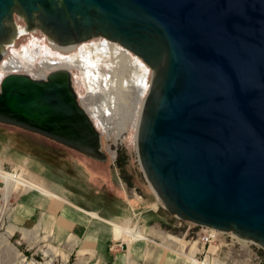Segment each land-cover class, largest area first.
Returning a JSON list of instances; mask_svg holds the SVG:
<instances>
[{
	"label": "water",
	"instance_id": "1",
	"mask_svg": "<svg viewBox=\"0 0 264 264\" xmlns=\"http://www.w3.org/2000/svg\"><path fill=\"white\" fill-rule=\"evenodd\" d=\"M14 14L59 44L136 54L151 70L136 153L163 207L264 248V0H0V57ZM0 122L104 158L64 67L5 73Z\"/></svg>",
	"mask_w": 264,
	"mask_h": 264
},
{
	"label": "rangeland",
	"instance_id": "2",
	"mask_svg": "<svg viewBox=\"0 0 264 264\" xmlns=\"http://www.w3.org/2000/svg\"><path fill=\"white\" fill-rule=\"evenodd\" d=\"M14 21L19 26L24 25L22 18L16 14H14ZM12 41L13 44L10 47H4V50L7 49L4 59L18 54L23 48L28 50L39 48L41 56L33 61L34 64L29 68H18L16 71L30 74L33 77L35 75L39 77L40 74L50 69L64 67L59 65L45 68V63L39 64L43 55L49 59L65 58L69 53L82 54L88 47L101 42L100 38H94L87 44L70 47L67 52L49 42L38 29H27L14 36ZM108 44H115L120 51L126 50L114 42L108 41ZM126 51L130 58L139 65L141 73H147L146 83L148 84L147 66L139 59L146 67L140 65L130 52ZM98 68L102 75L109 73V68L105 64L99 62ZM73 69H75L76 77L74 78L73 75V87L76 94L78 93L80 104L88 112L92 106H99L102 103L106 90L103 84H99L95 91L88 90L82 76V82L77 80L81 74L80 70ZM132 98L133 94L129 91L125 100H121L122 103L115 100L118 104L115 105L110 118V131L105 132L101 128L103 132H100L99 143L100 149L104 152L103 159L93 158L75 149L72 150L44 135L0 122V264H18L20 258H25L26 262L38 264H70L72 260L71 256L66 258L68 260L65 259L67 249L56 246L51 239V231L36 230L35 202L38 197L35 194L31 202L27 199L24 203L23 212L28 217L30 216L31 220L17 224L16 210L18 213L20 210L18 205L20 194L17 193V188L22 185L38 188L49 194L54 191L53 195L64 202L81 207L91 215L102 217L105 220L102 222L101 231L105 237L102 250L108 255L105 264H126L125 254L128 253L129 244L126 245V240L120 237H114L112 229L115 227L114 222L122 225L132 234L135 232L134 235L136 233L143 235L140 238L155 241L167 249L171 247L170 251L182 264L186 262L191 264H264V248L256 242L239 239L228 232L216 231L213 232L210 240L202 241L199 236L207 228L179 219L168 213L162 206L138 162L135 147L137 117L132 120L128 115V110L132 109ZM122 115L125 116L124 119H121ZM117 129L121 130L116 132ZM23 168H25L24 173ZM34 189L30 191L40 193ZM61 194L70 197L72 201ZM128 194H132L138 200L130 198L126 203L124 198ZM40 196L50 197L51 201L56 200L55 197L42 193ZM20 199L23 201L22 196ZM152 203H155V208L151 207ZM31 206L33 207L32 214L29 213ZM119 208L129 214L127 223L123 222L126 218L117 222L102 215L103 213L106 215L114 213ZM138 208H145V210L141 212L137 210ZM150 227L161 232L163 236L158 238L157 235L149 232L147 229ZM113 237L115 239L111 240ZM136 240L137 243L141 242L143 245L147 243L163 248L148 240ZM116 250L119 252L118 256H121L117 257V260L113 255ZM128 263L140 264V261L134 257V260H128Z\"/></svg>",
	"mask_w": 264,
	"mask_h": 264
},
{
	"label": "bare ground",
	"instance_id": "3",
	"mask_svg": "<svg viewBox=\"0 0 264 264\" xmlns=\"http://www.w3.org/2000/svg\"><path fill=\"white\" fill-rule=\"evenodd\" d=\"M15 27H16L15 33L9 39V41H8L9 44H7V45L5 44L6 46H4L6 48L10 47L13 44L12 40H13L14 36H16L17 34H21L24 31H27V28L25 27V25L19 26L15 23ZM94 38L95 39L96 38H103L106 41L114 42V43L118 44L119 46L123 47L117 41H112V40H109V39L101 37V36H93V37H90L88 39H85V40H82L79 42L69 43V44H59V43L55 42L54 40H52L51 38L47 37L49 42L56 45L57 48L62 49V50L67 51V52H68L70 47L75 46V45H80L83 43L84 44L88 43L91 39H94ZM107 45H108L107 48L104 49L103 47L100 46L99 43H97L94 46L88 47V49H86L85 52L82 54H71V53H69L68 56L65 58L49 59L48 57L43 55L39 61V64L45 63V68H52V67H56V66L60 65V66H64V68L68 69L70 71V75H71L72 87H73V75L75 74V72H74L75 69H73V68H77L80 70V72H81V74L79 76L80 78L77 77L78 78L77 80H79V82L80 81L82 82V78H83V81H84L88 90L91 89V90L95 91L96 88L99 86V84L100 85L103 84L102 86L104 87L106 92H105V96L103 98V101L99 106H92L91 109L87 112V110L80 104L84 108L86 113L88 114L89 118L92 121V124L99 131V133L103 132L102 129H104L105 132L110 131V128H111L110 118L112 116L113 110L115 109V105L118 104V102L122 103L121 100H123L126 96H128L129 91L132 92L133 98L131 99L132 109L130 111L128 110V112H129L128 115H129V119H132V120H134L137 117V119H136V124H137L139 113H140V108H141V103H142V100H143V98L147 92L148 85H149V81H148V84H146L147 73H143V72H142L143 74L141 73L139 65H137L136 62L134 60H132L130 58V56L128 55V52L126 51V50H128L127 48L123 47L126 50L120 51L118 46H116L115 44H107ZM4 47H2L3 48L2 49V55L0 57V78L6 72H16L18 70V68H29V67H31L34 64L33 61L38 56H41L40 50L38 47L33 48L32 50H28L27 48H23L18 54H15V55L9 57L8 59H4L5 58L4 54H5V51L7 50V49L4 50ZM128 51L130 52L131 56L134 57V59L136 61H138L141 65L145 64L136 54H134L130 50H128ZM139 59L144 64L141 63V61ZM99 62L102 64H105L107 66V68H109L108 74H106V75L101 74L100 69L98 68ZM147 67H146V69L149 70V79H150L151 70L149 67L148 68ZM46 73H47V71L40 74L39 77H38V75H35L34 77H36V78L44 77V75ZM28 75H30V74H28ZM30 76L33 77L32 75H30ZM81 76H82V78H81ZM74 78H76L75 75H74ZM73 89L75 91L74 87H73ZM75 93H76V91H75ZM77 94H76V98L78 100ZM115 100H118V102ZM78 102H79V100H78ZM123 117H125V116L122 115L121 119H124ZM95 119H97L99 121L97 122ZM120 122H121V120H120ZM121 126H122V124H121ZM120 130H118L116 132H119ZM122 131H123V129H122ZM32 133H33V131H32ZM51 140H53V139H51ZM63 146H64V144H63ZM65 147H68V146H65ZM72 150H73V148H72ZM106 159H107V157H106ZM154 194H155V192H154ZM156 197L159 200V202L161 203L159 197L157 195H156ZM172 215L179 218L175 214H172ZM179 219H181V218H179ZM185 221H187V220H185ZM200 226H202V225H200ZM203 227L207 228L205 230H210L211 236H213V232H215V231L216 232H228L230 234H233L230 231L216 230L214 228L206 227V226H203ZM239 239H243V238H239ZM18 264H38V263L26 262L25 258H22V259L20 258V260H18Z\"/></svg>",
	"mask_w": 264,
	"mask_h": 264
},
{
	"label": "crops",
	"instance_id": "4",
	"mask_svg": "<svg viewBox=\"0 0 264 264\" xmlns=\"http://www.w3.org/2000/svg\"><path fill=\"white\" fill-rule=\"evenodd\" d=\"M22 171L24 173L25 168H23ZM31 180L35 181L33 179ZM30 189L34 188L31 186L23 185L22 187L19 186V188H17V193L19 192L20 194L18 202L20 208L19 213L16 210L17 224L26 223L31 220V217H28V215L23 212V210L25 209L24 203L27 199L29 202H31V198L33 197V194H35V196L38 197L35 202V215H37L36 230H43L45 232L51 231V239L56 244V246L58 245V247L67 249L65 253V259L71 256L70 258L72 260H70V264H105L106 260L108 259V255H106V253H103L102 250L105 237H103V234L101 233L103 229L102 222L105 220L102 217L91 215V213L83 210L81 207L66 203L64 202V200L55 197L53 195L54 191H52L51 189V194L46 193L45 191H42L38 188H35L34 190L44 195L55 197L56 200L53 201H51L50 197L40 196V193H33L32 191H30ZM61 195H63L66 199L72 201L70 197L64 194ZM21 196L23 197V201L20 199ZM130 198H132V200L133 198L134 200H138L137 197H134L132 194H128L124 198L125 202L127 203ZM88 207L90 208V206ZM151 207L155 208V203H152ZM137 210H140L142 212L145 210V208H138ZM32 211L33 207L31 206L29 207V213L32 214ZM102 215L117 222L122 221L121 219L124 218H126L125 220H123L124 223H127L129 221V214H126V212L124 210H121L120 208L117 209L114 213L108 215L103 213ZM110 223L112 224V222ZM113 226H115L112 227L114 237H120V239L126 240V245L129 244L128 253L127 255L125 254L126 264H130L128 263V260H134V257H136V259L140 261V264H182L176 259L175 254L170 251L169 248L171 247L167 249V247L161 246L155 241H151L147 238H140L143 237V235H137V233L136 235H134L135 232H133L134 234H132L130 233V231H126L125 227H123L122 225L120 226L118 223L116 224L114 222ZM147 230L157 235L158 238L163 236L161 232L159 233V231H157L153 227H150ZM114 237L111 238V240H114ZM136 239L148 240L154 242V244L156 243L163 248L154 247L152 245H148L147 243L143 245L141 242L137 243L138 241ZM113 255L115 260H117V257H119V252L116 250ZM185 264L191 263L186 262Z\"/></svg>",
	"mask_w": 264,
	"mask_h": 264
},
{
	"label": "built area",
	"instance_id": "5",
	"mask_svg": "<svg viewBox=\"0 0 264 264\" xmlns=\"http://www.w3.org/2000/svg\"><path fill=\"white\" fill-rule=\"evenodd\" d=\"M199 237L202 241H207L211 239L212 236L210 235V230H205L204 232L200 234Z\"/></svg>",
	"mask_w": 264,
	"mask_h": 264
},
{
	"label": "flooded vegetation",
	"instance_id": "6",
	"mask_svg": "<svg viewBox=\"0 0 264 264\" xmlns=\"http://www.w3.org/2000/svg\"><path fill=\"white\" fill-rule=\"evenodd\" d=\"M100 41H101V42H98V43L100 44V46L103 47L104 49H106L107 46H108V45H107V44H108V41H106L105 39H101V38H100ZM85 44H87V43H85ZM95 45H96V44H95ZM138 63H139V62H138ZM139 64H140V63H139ZM140 65H141V64H140ZM146 84H147V83H146Z\"/></svg>",
	"mask_w": 264,
	"mask_h": 264
}]
</instances>
